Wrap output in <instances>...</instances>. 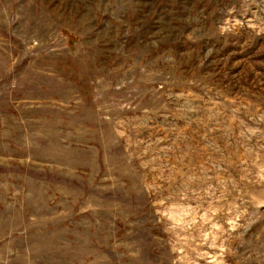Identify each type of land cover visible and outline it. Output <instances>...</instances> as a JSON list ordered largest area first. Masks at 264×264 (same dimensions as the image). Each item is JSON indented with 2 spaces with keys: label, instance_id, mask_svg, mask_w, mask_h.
Listing matches in <instances>:
<instances>
[{
  "label": "rangeland",
  "instance_id": "rangeland-1",
  "mask_svg": "<svg viewBox=\"0 0 264 264\" xmlns=\"http://www.w3.org/2000/svg\"><path fill=\"white\" fill-rule=\"evenodd\" d=\"M0 264H264V0H0Z\"/></svg>",
  "mask_w": 264,
  "mask_h": 264
}]
</instances>
